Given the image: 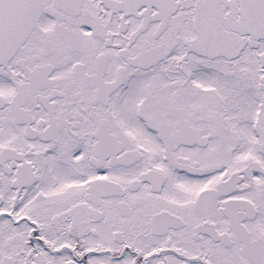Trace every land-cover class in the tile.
Listing matches in <instances>:
<instances>
[{
    "label": "snow or ice",
    "instance_id": "6c2138e0",
    "mask_svg": "<svg viewBox=\"0 0 264 264\" xmlns=\"http://www.w3.org/2000/svg\"><path fill=\"white\" fill-rule=\"evenodd\" d=\"M0 264H264V0H0Z\"/></svg>",
    "mask_w": 264,
    "mask_h": 264
}]
</instances>
